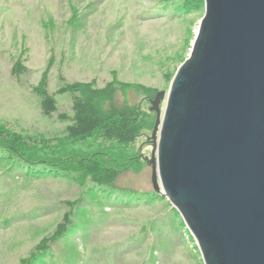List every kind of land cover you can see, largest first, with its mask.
<instances>
[{"label": "rangeland", "instance_id": "1", "mask_svg": "<svg viewBox=\"0 0 264 264\" xmlns=\"http://www.w3.org/2000/svg\"><path fill=\"white\" fill-rule=\"evenodd\" d=\"M204 13L205 0H0V129L27 140L17 154L0 136V264H23L66 214L67 233L34 264H204L166 197H136L154 191L146 158L156 119L153 97L137 86L168 91ZM17 61L27 68L21 75L13 72ZM44 74L53 93L75 81L129 84L120 85L117 103L140 105L153 124L129 145L97 134L69 139L68 123L45 115L33 90ZM56 97L71 113V94ZM95 155L118 163L117 191L100 189L77 168ZM32 156L67 169L30 165Z\"/></svg>", "mask_w": 264, "mask_h": 264}, {"label": "water", "instance_id": "2", "mask_svg": "<svg viewBox=\"0 0 264 264\" xmlns=\"http://www.w3.org/2000/svg\"><path fill=\"white\" fill-rule=\"evenodd\" d=\"M150 103L154 191L204 264H264V0H205L189 56Z\"/></svg>", "mask_w": 264, "mask_h": 264}, {"label": "trees", "instance_id": "3", "mask_svg": "<svg viewBox=\"0 0 264 264\" xmlns=\"http://www.w3.org/2000/svg\"><path fill=\"white\" fill-rule=\"evenodd\" d=\"M26 70V66L21 61H17L13 66V72L17 75L23 74ZM120 85L130 86L118 80L109 81L104 86H97L93 82L75 81L65 83L53 93L48 88V80L46 74H44L40 84L33 86V90L41 97V108L45 115L51 116L58 113L59 119L68 123L64 128V134L67 138L84 140L97 134L105 142L129 145L136 142L144 129L152 126L153 117L150 111L143 110L140 105L117 103L116 95ZM137 87L145 91L146 95L150 97H154L157 92L149 87L139 85ZM64 93H70L72 96L71 113L60 111L59 109L56 96ZM0 136H3L2 138L5 141L4 147H9L11 151L17 154H19L21 148L19 145H23L22 143L27 141L11 131V128H1ZM26 147L31 149L32 144H27ZM96 156L98 155L82 158L78 161L77 168L82 171L84 176L90 177L100 189H109L110 193L117 191L115 181L122 171L118 167V163H108L102 157ZM25 159L30 165L42 164L44 167L58 172H64L67 169L61 163L62 161L59 162L55 159L34 156ZM63 169L65 170L62 171ZM146 196L151 198L156 196L163 197L155 191L136 197L141 200L143 199L142 197ZM70 223L69 214H66L63 221L57 225L55 231L43 237L30 253V256L21 259V262L23 264H34L38 261L41 253L49 251L51 246L67 233Z\"/></svg>", "mask_w": 264, "mask_h": 264}]
</instances>
